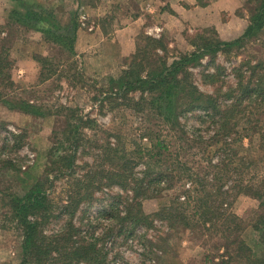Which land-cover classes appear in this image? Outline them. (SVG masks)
<instances>
[{
    "label": "rangeland",
    "instance_id": "1",
    "mask_svg": "<svg viewBox=\"0 0 264 264\" xmlns=\"http://www.w3.org/2000/svg\"><path fill=\"white\" fill-rule=\"evenodd\" d=\"M116 1L0 0V59L6 60H1L0 75V264H23V229L9 202L37 182L44 184L46 198L44 211L38 210L46 219H38L37 240L43 250L53 248L39 264H60L63 259L70 264H208L204 256L212 241L203 244L207 240L200 226V233H192L157 216L161 208L175 205L174 198L185 190V179L197 192L182 208L183 217L193 219L202 211L196 198L218 204L223 191L231 203L226 210L239 218L248 221L257 210L258 201L234 186L239 179L264 176V98L252 100L245 110L236 109L212 140L217 126L207 122L201 109L189 112L177 126L148 106L152 94L126 88L118 95L109 79L122 76L134 56L145 72H132L131 81L159 70L162 62L170 66L178 61L186 46L158 42L140 31L131 44L132 53L122 56L115 32L126 20ZM20 4L51 12L62 26L75 22L80 36L74 57L47 43L40 33L10 22L11 10ZM252 8L245 6L246 15ZM192 36L191 40H218L211 30ZM40 58H47V64ZM186 77L196 98L210 96L231 103L228 99L237 101L241 88L256 85L263 94L264 30L233 49L210 51L186 69ZM19 100L39 105L45 117L12 110L8 104ZM65 108L89 122L81 128L78 147L74 136L63 132ZM225 135L229 142L238 140L241 149L225 147L215 154ZM224 156L228 161L210 165ZM247 161L252 165L243 169ZM125 165L128 172L120 182L119 171ZM246 170L247 177L242 178ZM156 178L167 187L157 184ZM242 236L259 256L256 233L248 227ZM87 244L95 245L89 251L90 261L72 255L74 249L83 254L80 247Z\"/></svg>",
    "mask_w": 264,
    "mask_h": 264
},
{
    "label": "trees",
    "instance_id": "2",
    "mask_svg": "<svg viewBox=\"0 0 264 264\" xmlns=\"http://www.w3.org/2000/svg\"><path fill=\"white\" fill-rule=\"evenodd\" d=\"M248 6H253V11L250 14V24L241 38L226 43L219 40L216 42L210 39L202 40L197 37L193 41L195 50L192 53L182 55L178 61L173 62L170 66H166L162 62L160 63L159 70L146 72V77L141 78L140 76H137L136 79L131 81L129 78L131 77L132 72L135 73V71L139 69L136 73L140 74L141 71H144L141 70V63L139 64L138 62H135V60H137L136 55L133 57L128 69L122 72L123 75L117 80L113 78L109 79V83L118 87V95H123L126 88H130L131 90L140 89L142 93L148 92L152 94V100L148 103V106L153 111L162 113L164 120L171 121L177 126L181 125L179 120L188 115L189 112L201 109V111L205 113L204 116L208 118L207 122L217 126L216 130H214L215 134L210 139H217L219 137V131L221 132L227 124L228 119L236 113V109L241 107L245 110L247 107L246 105L251 103V101L257 97L258 100H263L264 93L262 94L260 92V86L256 85L254 88H241L243 92L241 96L237 98V101L234 102L233 99H228L231 103H222L220 100L216 101V99H213L210 96H198L199 99L194 96L197 94L195 88L187 83L186 69L190 65L198 62L200 58H203L206 55L208 56L210 51L217 53L219 51L225 52L226 50L233 49L240 46L249 36H257L264 30V0H248ZM17 8H22V10L20 11ZM17 8L11 10L10 22L15 23V25L21 29L40 33L47 43L58 47L62 52H66L69 56L74 57L78 30L75 22L72 21L67 25L62 26L57 22L55 16L52 15L51 12L45 11L37 5L20 4ZM38 9L43 11L39 12ZM197 40H199L198 43L196 42ZM158 42L161 41L159 40ZM200 42H203L205 45L197 46ZM213 43L215 44L213 45ZM1 60L2 59H0V75H2L1 68L4 65ZM2 61L5 62V58H3ZM40 62L43 65L47 64V58H40ZM111 89H113V87H110L109 92ZM244 101H246L245 104H243ZM8 105L12 110L32 117L43 118L46 115V113L43 112L42 107L30 101L19 100L15 104ZM64 110L67 113L64 119L65 129L63 132H67L68 135L70 134L74 136L73 138L77 140L76 146L78 147L80 143L79 138L81 135V128L86 127L89 122L88 120L84 121L83 118L78 116L73 109L65 108ZM213 118H216V120ZM72 121L74 122L72 123ZM262 130L264 132V128H262ZM187 135L190 137L189 134ZM247 137L250 139V136ZM194 138L195 137L192 135L190 138L191 142L195 141ZM228 139H230V136L228 135L223 137V144L215 151V154L218 151L223 152L225 147H233L236 151L241 149V147H238V145H241L238 144V140L229 142ZM262 139V141H264V137ZM251 142L252 141L249 143ZM247 149H244L243 151ZM225 157L226 156L221 159L218 158L216 162H214L213 159L210 165H212V167H218L222 161H228V159L225 160ZM246 158L247 157L245 156L243 159L247 160ZM248 163V161L242 163L244 164L243 169H249L251 167L252 164ZM128 164L129 162H126V165ZM126 165L119 171V176L121 178L118 179H121L120 182L123 181L124 173L128 172V170H126ZM247 166L249 167L247 168ZM241 177H247V170L244 176L241 174ZM246 179L247 180L239 179L236 183L237 185L233 188L238 189L240 194H244L258 201L257 210L248 221H245L226 210L231 204L227 201L229 193L227 194L226 191L221 193L224 199L218 204H214V199L202 201V199L196 198V204L201 207L202 211L198 213L195 212L194 214H197V217H192L193 219H189L187 216L183 217L182 212L184 210L182 208L185 204V207H188L191 201V195L195 192L193 182L187 181L188 179H185L186 183L183 186L185 190L182 195L174 198L175 205L172 202V206L161 208L160 212L163 215L159 213L157 216L162 217L164 220L172 221L171 226L180 225L181 227L189 229L192 233L196 231L199 232L198 227L200 226L202 236H206L207 240L203 242V244L207 243L208 240L212 241V245L210 244L209 246L211 250H206L204 256V261L208 264H264V176H254V178ZM209 180L212 181L213 176L210 177ZM154 181L157 184L162 185V188L167 187L165 181L162 182L160 178H156ZM143 182L144 181L142 180V183ZM43 186L44 184L42 182H37L22 197H14L9 202L12 216L23 229V242L21 246L23 264H32L34 262L39 264L47 259L53 250L50 245L47 246L46 250H43L41 244L37 240L40 226L38 219H46L45 216H43L44 214L38 212L39 209L44 211L46 206V198L42 192ZM226 188L227 185L224 189ZM142 195H146L143 189ZM30 216L32 218L29 220L28 217ZM248 227L257 235L255 244L258 247L257 251L259 256H254L253 248L242 236L243 232ZM94 246V244H87L85 247H80L83 248V254H80L78 250L74 249V254L72 255H75L77 259L90 261L89 251H93ZM60 264H70V260L68 262L67 259H63Z\"/></svg>",
    "mask_w": 264,
    "mask_h": 264
},
{
    "label": "crops",
    "instance_id": "3",
    "mask_svg": "<svg viewBox=\"0 0 264 264\" xmlns=\"http://www.w3.org/2000/svg\"><path fill=\"white\" fill-rule=\"evenodd\" d=\"M116 2L123 8L126 21L122 28L115 32V37L120 44L121 55L127 57L132 53L131 44L140 31L149 36L153 35L152 37L171 46L173 44L186 46L184 54H190L195 50L194 40L190 39L192 35L211 30L217 34L219 41L230 43L241 38L250 24V16L246 15L244 10L248 0ZM91 31L92 29L89 30ZM79 36L77 31L76 40Z\"/></svg>",
    "mask_w": 264,
    "mask_h": 264
}]
</instances>
